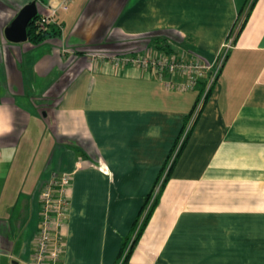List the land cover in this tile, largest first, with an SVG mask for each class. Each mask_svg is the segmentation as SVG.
<instances>
[{
    "label": "crops",
    "instance_id": "0c3cea01",
    "mask_svg": "<svg viewBox=\"0 0 264 264\" xmlns=\"http://www.w3.org/2000/svg\"><path fill=\"white\" fill-rule=\"evenodd\" d=\"M31 1L0 0V264L32 261L53 172L73 174L62 264H118L163 181L127 264H264V0H74L14 43ZM156 38L209 61L233 39L196 113L201 87L91 54Z\"/></svg>",
    "mask_w": 264,
    "mask_h": 264
},
{
    "label": "built area",
    "instance_id": "2783aa9c",
    "mask_svg": "<svg viewBox=\"0 0 264 264\" xmlns=\"http://www.w3.org/2000/svg\"><path fill=\"white\" fill-rule=\"evenodd\" d=\"M74 0H59L50 6L48 14L41 15L39 24L50 23L59 11H67ZM233 39H229L214 61L205 60L191 50L182 49L171 52L155 46L140 52L130 53H91L93 57L109 59L114 66L130 65L150 72L167 87L179 91L196 89L207 78L205 94L218 79ZM71 172H53L44 184L40 196V220L33 259L29 264H62L65 253L64 228L68 223L72 199Z\"/></svg>",
    "mask_w": 264,
    "mask_h": 264
},
{
    "label": "trees",
    "instance_id": "16d2710c",
    "mask_svg": "<svg viewBox=\"0 0 264 264\" xmlns=\"http://www.w3.org/2000/svg\"><path fill=\"white\" fill-rule=\"evenodd\" d=\"M247 15H248V14H247ZM247 15H246V18L243 20L241 27L243 26L245 20L247 19ZM40 17H41V15L39 14V16L37 17V19L40 18ZM37 19L33 20V21L30 23L29 28H28V30H29V40H30L32 43H34V44H38V43L44 41L49 35H53V34H55V32L52 33V31H50V30H48V29H41V28H39L38 25H37L38 23L36 22ZM155 40H156V41H155V42H156V46H155L156 48H159V49H161V50H165V51H168V52H171V51L176 50V49H172L171 46L165 41L164 38H156ZM213 85H214V83L210 86V88H209L208 91L206 92V94H205L206 96H208V95L210 94ZM198 87H201V93L199 94L198 100H197V102H196V104H195V106H194V108H193L192 113L195 111V108L197 107L198 102L201 100L202 95L205 93V90H206V87H207V78L203 79V80L200 82V84H199ZM187 135H188V134H187ZM187 135H186V137H187ZM186 137L184 138L183 142L185 141ZM164 183H165V181L162 182L161 187H160V190H161V188L164 186ZM160 190H159L158 193H156V195H155V197H154V200H153V202H152V205H151L150 208L147 210L146 216H145V218H144V220H143V222H142V224H141V226H140V228H139L137 234L135 235V239H134V242H135V243H133L134 245H133V246L130 248V250L128 251V254L126 255V258H125V260L122 262V264H127L128 259L130 258L131 254H132V252H133V249H134L136 243L138 242V240H139V238H140V235H141L142 232H143L144 226L147 224L148 219L150 218V216L152 215L153 211L155 210V207H156V205H157L158 202H159V198H160ZM152 196H153V195H151V196H149V197L147 198V201H146V203H145V206H144V208H143L142 211H141V216H142V214L144 213L146 207L148 206V204H149V202H150ZM124 252H125V251L123 250L122 255L124 254ZM122 255H121V257H122ZM120 259H121V258H120ZM119 261H120V260H119Z\"/></svg>",
    "mask_w": 264,
    "mask_h": 264
},
{
    "label": "water",
    "instance_id": "95a60500",
    "mask_svg": "<svg viewBox=\"0 0 264 264\" xmlns=\"http://www.w3.org/2000/svg\"><path fill=\"white\" fill-rule=\"evenodd\" d=\"M38 16V2L32 0L20 9L11 24L5 29L7 39L14 43L27 41L29 39V25Z\"/></svg>",
    "mask_w": 264,
    "mask_h": 264
},
{
    "label": "rangeland",
    "instance_id": "374dc122",
    "mask_svg": "<svg viewBox=\"0 0 264 264\" xmlns=\"http://www.w3.org/2000/svg\"><path fill=\"white\" fill-rule=\"evenodd\" d=\"M39 10H40L41 13H47V10H45V11H44L43 9H39ZM142 47H144V46H138L137 48H142ZM118 51H119V50H114L113 53H111V54L117 53ZM108 53H109V52H108ZM219 76H220V75H219ZM54 87H55V86H54ZM195 94H198V93L196 92ZM202 102H203V95H202V97H201V100L198 102L197 107L195 108V113H196V112L198 111V109L201 107ZM155 195H156V193L153 194V196H152V198H151V200H150V202H149L148 209H149L150 206L152 205V202H153V200H154ZM134 239H135V238H134ZM134 239L128 244L127 249L125 250V252H124V254L122 255V257H121L120 261L118 262V264H122V262L125 260L126 255L128 254V251H129L130 248L134 245L133 243H135V242H134Z\"/></svg>",
    "mask_w": 264,
    "mask_h": 264
}]
</instances>
